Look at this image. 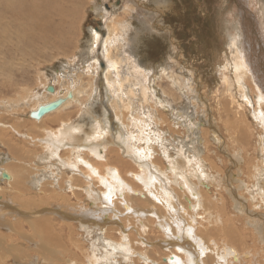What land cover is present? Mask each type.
Here are the masks:
<instances>
[{"label": "bare ground", "instance_id": "obj_1", "mask_svg": "<svg viewBox=\"0 0 264 264\" xmlns=\"http://www.w3.org/2000/svg\"><path fill=\"white\" fill-rule=\"evenodd\" d=\"M237 1L240 5L239 21L235 24L233 34L230 35L229 44L234 55L230 67L225 66V69L230 68L233 80L243 90L242 96L245 103L251 106L253 120L250 121L246 117L245 105L238 104L239 109L234 113L236 119L233 120L235 122L233 128L236 131L232 141L235 144L231 146L233 151L231 156L229 155V161L225 162L227 169L229 163L237 167L239 163L245 164L248 181L239 177L230 178L227 176L228 173H225L226 170L221 172L207 156L201 155L195 142H191L193 144L191 156L180 152L179 156L173 157L169 153L165 158L166 162L157 155L152 158L151 149L147 152L139 151L136 150L138 146L135 145L137 148L133 150L129 143L130 139L128 140L130 137L132 140V136L122 138V132L116 122L115 135H113L112 122H109L106 114L104 115L107 117L105 116L102 121L94 115L92 108L84 107L81 119L60 120L57 127H42L43 134L32 137L33 141L43 148V154L40 156L32 154V157L37 158L36 162L42 164L45 162L44 165L40 163L42 165V169L39 170L40 175L37 171L28 177L25 174L27 165H23L24 160H18L16 163L14 157H11V163L0 167V182L9 186L6 189V186L3 188L0 185V219L4 216L14 220L9 221L10 218L2 220L4 224H0V228L3 232H6L4 231L6 228L16 232V228L24 227V224L19 223L25 221L39 235V240L34 241L36 245L32 249L37 255H32L30 260L27 257L28 261H24L23 264H43L44 261H49L47 264H54L53 261L51 262V257L64 260L63 264H264L262 263L264 258L259 255L264 254V210L262 212L257 210L264 209V1L256 2L260 11L257 19H254L251 11L245 7L253 0ZM98 8L100 11L103 10ZM54 12L58 14L56 18L53 16ZM66 13L68 9L64 0H0V46H7L4 49L5 59L0 61L1 72H5L6 68L3 72V65L7 61L6 58L12 54L22 51L27 56L32 53L31 55L36 57V54L44 52L45 47L54 46L61 36V32L56 35V30H63V18ZM107 30V35L102 39L97 32H92L95 43L101 40L98 43L102 45V55L107 59L104 72L100 70L105 73L103 80L106 88H104L112 89L116 85L121 89V80L113 83L109 79L111 71H117L118 62L112 59L110 47H113L114 42L118 40L119 34L117 29ZM27 48L31 51H26L29 50ZM93 67L95 69V66ZM14 74L17 75L19 72L15 71ZM223 79L230 85V76H224ZM244 84L249 85L251 94L257 90L260 93L249 98ZM50 87L53 90L46 93L54 94V87ZM75 91L69 90L60 97L55 96L34 105L26 113L29 117L25 119H28L32 125L40 124L46 115L62 110L65 105L72 102V98L80 92L78 89ZM58 100L61 102L55 109L40 116L31 115V112L33 114L41 107ZM221 105L227 111V102L221 101ZM14 112L11 111L12 116L15 115ZM116 118L117 124L126 131L122 117L116 113ZM237 118L244 124L246 133L239 127ZM136 124L138 126V123ZM229 124L232 126L231 122ZM255 126L260 128L258 133L260 145L255 146L254 150L260 156H257L256 162L254 159L248 162L244 154L247 152L248 139ZM5 128L17 132L14 122L5 118L0 119V131L3 132ZM150 135L149 133L143 135L148 149ZM213 138L225 145L224 139L220 140L219 134H213ZM10 143V140L2 142L3 145ZM109 145H116L118 153L120 150L118 148H123L128 159L122 157L120 153H116L115 160L106 159L105 155L108 153L105 154V151ZM13 147L12 143L10 147L12 153H10L15 156ZM62 148L69 153L67 157L64 156L65 158L59 155ZM84 154H90L91 160L98 161L88 162L81 156ZM206 163L209 170L218 173L217 178H212L206 173ZM58 172L60 174L69 172L71 175L60 181L56 177ZM46 177L52 180L41 183ZM231 182L236 185L232 186ZM210 186L220 189L214 197L209 192ZM121 187H125V190H120ZM237 190L243 192L238 194ZM68 191L77 198L82 194L83 199L80 202H71L72 200L70 201L67 196ZM8 194H14L12 197L19 199L17 207L12 206L13 199L9 198ZM26 194L32 197H25ZM226 195L230 199H227ZM36 196H39L38 202ZM34 202L41 207L48 206V209H34L31 207ZM52 203L55 205L50 206ZM229 207L236 211V216L245 220L247 234L240 231L239 235L234 217L228 214ZM21 209L24 211L22 212ZM116 211H121L120 214L125 211L126 213L130 211L129 213L132 214L135 213L134 211L137 212V216L134 215V219L138 222L135 233L129 234L131 233L129 232L128 236L123 234L128 231L125 230L128 226L122 223L121 219L112 218L119 214ZM54 213L57 216L61 215L59 220L51 216ZM125 217H122L123 220ZM114 232H117L118 236L114 237ZM84 234L89 238L94 234L98 237L89 241L81 237ZM0 235L8 239V242L2 244L4 238H0V248L8 250L11 246L18 247L15 237L2 233ZM248 240L252 242V247L248 245ZM77 255H82L81 262L74 259ZM0 259L5 261L2 256Z\"/></svg>", "mask_w": 264, "mask_h": 264}, {"label": "rangeland", "instance_id": "obj_2", "mask_svg": "<svg viewBox=\"0 0 264 264\" xmlns=\"http://www.w3.org/2000/svg\"><path fill=\"white\" fill-rule=\"evenodd\" d=\"M64 1L68 13L63 18V30H56V35L61 32V36L54 46L43 47L44 52L36 54L37 59L34 55H31L32 53L27 56L22 51L18 52L19 54L16 52L17 54H12L9 58H6L7 61L3 65V72L6 68L5 72L2 73L0 69V119L5 118L7 121L14 122L15 129L19 132L11 131L10 128H5L3 132L0 131V161L2 159L0 167L6 163H11V157H14L13 160L16 163L18 160H24L23 165H27V172H24L28 177L37 171L40 175L39 170L42 169L41 167L45 162L43 164L42 162H36L35 159L37 158L32 157V154H37V157L40 156L43 154V148L36 141H33L32 137L41 136L44 127H57L60 120L81 119L84 107H90L98 119L103 121L104 117L108 116L106 117L109 122H112L111 132L113 135H115L116 122L122 132V138L132 136V140L131 137L128 140L130 139L129 143L133 150L137 146L139 149L136 150L139 151L144 150L147 152L151 149L150 155L152 158L157 155L166 162L165 158L169 153L173 157L179 156L180 152L191 156L193 153L191 142H195L194 144L200 149L201 155L207 156L208 160L218 166L221 172L226 170L225 173L227 172V176H230V178L239 177L248 181L245 164L239 163V167H237L235 164L229 163V169H227L225 162L226 160L229 161V155L231 156L233 151L231 146L235 144L232 141L234 131H236L233 128L235 126L233 120L236 119L234 113L239 109L238 104L245 105L246 117L250 121L253 120L251 106L245 103L242 96L243 90L233 80L232 71L229 68L234 55L229 48L230 35L235 30V24L239 21L240 13V5L237 0ZM253 1L244 6L251 11L254 19H257L260 11L258 4H256L257 0ZM98 7L101 10L103 9L102 11L105 13L100 11ZM55 11L57 12V9ZM56 15L58 16L54 12V18L57 17ZM108 28L111 30L117 29L119 34L118 40L114 42L113 47H110V55H113V57L111 56L112 59L118 62L117 71L112 70L110 75L112 79H109L113 83L121 80V89L117 88L116 85L112 89H105V80H103L105 79V73L103 72L107 59L103 57L102 45L98 43L101 40L95 43L93 38V31L97 32L99 38L102 39L103 36L107 35ZM3 46H0V61L5 59L4 49L7 46ZM26 51L30 52L31 50ZM94 58L97 59V62ZM93 66H95V69ZM225 66L229 67L225 69ZM100 70H103V72ZM15 71L19 74L15 75ZM94 75L95 78H93ZM224 76H230V85L224 82ZM48 86L54 87V94H47L49 93ZM248 87L249 85L246 84L245 91L249 98L251 95L260 93L257 90L251 94V89ZM75 89L80 90V92L72 98V102H69L68 106L65 105L62 110L46 115L40 124L32 125L28 119H25L29 115L26 113L34 105L55 96L60 97L69 90L76 92ZM248 89L250 90L248 91ZM13 101L14 103H12ZM221 101L227 102V111L221 105ZM11 111H15L14 116H12ZM116 113L122 117V124L125 125L126 131L115 121L117 120ZM236 121L246 133L244 124L238 118ZM229 122L232 123V126ZM136 123L139 127L136 126ZM142 126L145 128L143 129ZM259 129L255 126L252 135L248 139L247 152L244 154V158L248 162L251 159L256 162L257 156H260L254 150L255 146L258 145L259 147L260 145L258 141ZM146 132L151 134L148 141L149 149L146 148L147 143L143 136L147 135ZM128 133L129 136H127ZM135 133H138V135ZM213 134H219L220 140L224 139L225 145L216 141ZM3 140L5 142L10 140L11 143L3 145ZM12 143L15 156L11 154L10 147ZM116 147V145L108 146L105 151V154L108 153L105 155L106 159H116V153H118ZM121 149L123 150V148H118L119 153L122 157L128 159L126 151L123 150L124 153ZM163 152L165 153L163 154ZM68 154L65 148L60 149L59 155H62V158L67 157ZM81 156L88 162L98 161L96 159L91 160L92 155L90 154ZM104 161L102 160V162ZM62 173L58 172L56 174L60 181L71 175L69 172ZM206 173L211 175L212 178L218 177V173L209 170L207 163ZM233 174L234 176H231ZM21 178L23 177L21 176ZM51 180V178L47 179L46 177L42 179L41 183H48ZM0 185L3 188L5 186L6 189L9 188L2 181ZM231 185L236 184L231 182ZM120 190H125V187H121ZM209 192L214 197L216 192H220V189L219 187L210 186ZM237 192L239 194L243 191L237 190ZM13 195H9L14 203V205H10L17 207L19 199L16 200L15 197H12ZM29 196L32 197L29 194L25 195V197ZM67 196L70 201L72 200L71 202H80L83 199L82 194L77 198L70 191H68ZM37 197L39 196H36V202H38ZM227 199L230 198L227 196ZM36 202L31 207H34V209H48V206L41 207ZM52 205H55V203L50 206ZM117 206L119 205L117 204ZM227 210L228 214L234 217V224L238 228L239 235L240 231L247 234L245 220L236 216V211L232 207ZM257 210L262 212L264 209L259 208ZM21 211L24 210L21 209ZM120 212L116 211L119 214L112 216V218L121 219L122 223L128 226L125 227V230L128 229V231L126 230L123 234L128 236L129 232H131L129 234L135 233L136 223L138 222L134 219V215L137 212L134 211L135 213L132 214L129 213L130 211L127 213L125 211L121 213L122 215ZM126 215H130L129 218L125 217ZM51 216L54 219H60L55 213ZM122 217H125L124 220ZM7 218H10L9 221H14L11 217L4 218L3 216L0 219V224H4L2 220ZM46 222L48 223V221ZM19 224H24V227L16 228V232L10 231V228H6L4 230L6 232H3L0 228V233L15 237L18 243L17 248L15 246L9 247L8 250L0 248V256L5 260L0 259V264L5 262L8 264H23L24 261L30 260L29 258L32 255H37L32 249L36 245L34 241L39 240L38 233L36 234V231L30 228L25 221ZM132 224L136 225L133 226ZM113 236H118V233L114 232ZM81 237L90 241L97 239L98 236L94 234L89 238L84 234ZM0 238H4L2 244L8 242L5 236L0 235ZM31 242L33 243L31 244ZM247 242L252 247V242L250 240ZM259 255L264 258V254L260 253ZM53 258L55 257H51V262L53 261L54 264L64 263V260ZM74 259L81 262L83 257L77 255ZM47 263L49 261H44L43 264Z\"/></svg>", "mask_w": 264, "mask_h": 264}, {"label": "water", "instance_id": "obj_3", "mask_svg": "<svg viewBox=\"0 0 264 264\" xmlns=\"http://www.w3.org/2000/svg\"><path fill=\"white\" fill-rule=\"evenodd\" d=\"M47 90L48 91H52L53 88L48 86ZM59 102H61V100H58L57 102H52V103H50V104H48L46 106H43L38 111H36L35 113L32 114V112H31V115L40 116V115L44 114L45 112H47L49 110H53V109H55L58 106Z\"/></svg>", "mask_w": 264, "mask_h": 264}]
</instances>
